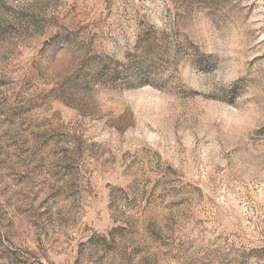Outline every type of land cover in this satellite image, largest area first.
Masks as SVG:
<instances>
[{"label":"rangeland","instance_id":"374dc122","mask_svg":"<svg viewBox=\"0 0 264 264\" xmlns=\"http://www.w3.org/2000/svg\"><path fill=\"white\" fill-rule=\"evenodd\" d=\"M0 264H264V0H0Z\"/></svg>","mask_w":264,"mask_h":264}]
</instances>
